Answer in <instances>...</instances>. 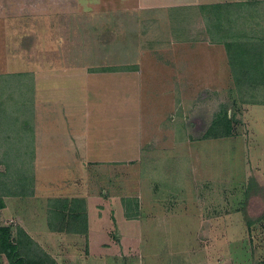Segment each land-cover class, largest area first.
Wrapping results in <instances>:
<instances>
[{"label": "rangeland", "instance_id": "1", "mask_svg": "<svg viewBox=\"0 0 264 264\" xmlns=\"http://www.w3.org/2000/svg\"><path fill=\"white\" fill-rule=\"evenodd\" d=\"M146 1L0 0V68L15 58L14 70L25 68L35 59L65 65L80 63L93 74L114 71L116 76L110 78L88 77L85 114L91 113L92 122L99 123L94 114L100 112L103 115L98 118H109L108 125L116 129V136L125 134L134 140L137 135L139 141L141 156L135 162L92 166L82 175L78 170L76 182L60 185L67 193L87 198L91 239L88 245L80 238L75 248L89 249L93 257L101 258L97 260L100 264H111L115 254L122 251L128 252L133 261L143 255L147 264H264V87L238 90L234 80L186 85L179 88L184 94L176 101L166 96L159 99L157 86L139 82L137 74H147L152 63L181 58L178 46L201 38L212 40L229 26L233 32L264 36V0L222 10L229 22L208 8L157 7ZM140 65L142 70L138 69ZM18 75L12 80L1 77L2 93L5 99L15 96L16 110H26L28 115V78ZM163 87L171 93V84ZM10 104L5 103V112H9ZM223 110L232 119L230 135L205 138L213 119ZM155 114L162 117L153 119ZM24 117L22 126L29 120ZM22 121L15 119L16 124ZM1 130L0 136L8 139L0 144V184L9 186L13 176L23 172L32 178V149L26 148L17 131L10 132L12 129L6 126ZM25 137L28 141L29 135ZM18 144L22 146L20 152L6 150ZM15 151L21 156L15 158ZM50 190L58 191L54 185ZM157 191L168 195L177 192V196L160 197ZM129 194L142 196L143 211L149 205L155 209L166 201L176 204L180 200V204L197 211L220 215L227 224V244L216 242L219 234L212 229L211 244L195 236L188 244L153 242L142 246L137 238L139 222L125 217L135 215L138 219L145 213L137 209L139 202L123 198ZM12 197L17 198L8 199L10 212L20 215L34 241L53 251L58 245L48 239L45 213L51 200L29 195ZM126 204L130 206L127 211ZM7 224L13 229L12 241L19 242V228L14 230L19 227L18 221L0 213V225ZM118 231H126L131 237L119 242L113 237ZM22 245L23 241L20 256L39 258L33 243L29 242L27 250V244ZM70 251L76 253V249ZM209 256L211 263L204 259Z\"/></svg>", "mask_w": 264, "mask_h": 264}, {"label": "crops", "instance_id": "2", "mask_svg": "<svg viewBox=\"0 0 264 264\" xmlns=\"http://www.w3.org/2000/svg\"><path fill=\"white\" fill-rule=\"evenodd\" d=\"M245 1L249 0H147L145 3L157 7L166 5L167 8H174ZM190 43L178 46L182 49L181 58L165 62L164 64L152 63L147 68L149 69L147 74L139 71L137 73L139 82H150V84L156 85L159 99H163L166 96L168 99L171 97L172 100L176 99L177 101L178 95L184 94L181 89L179 90L181 86L227 84L233 81L223 44L214 43L210 39L204 38ZM11 59L10 65L8 63V65H2L3 67L0 68V92L4 83L1 77L5 76L8 79L11 77L10 80H12L14 79L13 75L25 74L28 78L27 86L30 93H28L27 98L31 109H28V115L27 113L25 114L26 110H16L14 103L17 104V100H15V96H12L10 100L9 98L7 99V102L11 103L10 110L9 112H4L3 108H5L6 101L3 93H0V103L2 102L0 104V133H3L1 129L5 126L9 127L12 129L10 132L17 131L20 134V138H23L22 140L26 143L27 149H32V162L30 164L33 192L29 196H39L45 201L49 199L51 202L58 199H82L86 215L85 223L82 222L80 225L67 222L58 223L57 220L50 219L51 209L50 207L46 208L48 239L52 245H58L53 251H50L46 245L38 244L34 241L29 230L23 225L20 215L17 212L11 213L8 209V199L17 197L3 196L5 207L0 209V213H6L10 218L17 220L19 227H14V230L19 228V233L21 234L19 242L17 240L12 241V239L11 242L17 244L18 248H20V243L22 244L23 241V245L24 243L27 244L26 250L29 242L33 243L39 258L23 256L27 264H30V262L33 264H100L97 260L101 258L93 257V254L88 251L89 249L85 247L83 249L75 248L78 240H81L80 238L84 239L88 245L91 239L87 198L85 195L79 196L74 193H67L66 191L68 190H65L64 187L61 188L60 185L65 182H76L75 180H78L76 177L78 170L80 171L79 174L82 175L84 171H89L92 166L113 167L124 162L132 163L140 158L141 148L136 138L137 135L134 136V140H130V137L125 134H122V137H118L116 136V129L112 128V130L110 125H108L110 124L109 118L102 121L98 117L103 114L96 112L94 119L99 120V123H96V121L92 122L91 113V116L85 114L84 105L87 103V98L84 99V94H86L84 91L86 92L87 90L88 77L97 79L108 76L110 78L111 76H116V73L108 71L106 72L107 74H93L92 72H86L83 64L80 63L65 65L48 60L37 62L35 59L28 61L25 68L19 69L20 67L18 66V70H14L16 68L14 67L16 60L15 58ZM143 68L142 65L138 66L139 70ZM126 73L124 74L126 75ZM169 84L172 86L171 93L165 91L163 87V85ZM88 98L94 99L92 96ZM24 115L29 119L26 122V126H22L25 123L22 121L25 118ZM158 116L162 117L160 114H155L153 119H157ZM16 118H20V121H22L20 122L21 125L20 123H15ZM2 123L3 125H1ZM106 124L108 126H105ZM25 135H29L27 137L28 141L25 140ZM6 139L8 138L4 134L0 136V144L2 145V142ZM24 142H22V145H24ZM1 145L0 150L2 149ZM21 148L22 146L18 144V146L7 147L6 150L16 149L19 151L22 150ZM19 152H13L15 158L20 155ZM8 154L11 153L9 152ZM0 166L2 165L0 164ZM52 185L56 186L58 191H51L50 187ZM60 189L64 191H59ZM175 193L177 192L168 195L157 191V195L160 197H173L176 195ZM140 197L142 196H132L130 194L123 196L127 201L132 200L135 204L136 201L139 202L137 209L140 214L141 212L145 213L141 218L140 216L142 215H139L138 219L134 218L135 215L125 217L128 221L139 222L137 238L142 246L153 242L188 244L193 243L196 237L203 239V241L208 239L209 244H211L212 229H216L217 234H219L215 237L218 238L216 242L221 244L223 241L227 244V224L222 221L220 215L214 216L211 211L207 210L197 211L196 208L180 204L182 202L180 200H178V204L168 203L165 200L166 205L164 203L156 205L155 209L152 208V205H149V209L143 211L145 207L142 209ZM19 198H27V196H19ZM129 208L130 206L126 204V211ZM0 226H8V224ZM9 228L10 232H12L13 229ZM195 229L198 231L194 233ZM117 234L113 235V237L119 242L125 240V236L131 237L126 231H118ZM70 243H72L71 246ZM75 249L76 253L70 251H75ZM17 252L19 255V250ZM139 257V261L137 259L133 261L128 252L124 253L122 251L119 254H115L113 261L115 260L116 262L112 261V263L147 264L143 255ZM172 257L174 256L172 255ZM176 259H179V257H176ZM204 259L211 263V256ZM5 262L9 264L6 256L0 253V264H5Z\"/></svg>", "mask_w": 264, "mask_h": 264}, {"label": "trees", "instance_id": "3", "mask_svg": "<svg viewBox=\"0 0 264 264\" xmlns=\"http://www.w3.org/2000/svg\"><path fill=\"white\" fill-rule=\"evenodd\" d=\"M251 1L227 4H209L200 5L199 8L205 10L210 9L217 12L219 17H225L228 22V14L222 13L232 6L250 5ZM221 29L223 28L222 25ZM223 31V30H222ZM224 34H219L212 38L211 41L223 44L229 62V67L235 86L238 90L249 87L252 90L258 87H264V36L255 37L246 34L233 32L232 27H226ZM13 75L12 77H14ZM2 90V86H1ZM3 90L0 92L2 94ZM10 100V98H9ZM7 102V99H5ZM2 103V102H1ZM0 103V104H1ZM25 103V102H23ZM5 112V111H4ZM232 119L228 117L227 111L223 110L215 116L211 126L204 134L205 138H218L230 135ZM21 156V155H19ZM8 166V165H6ZM9 169V168H7ZM4 177L5 175L2 174ZM19 177H14L9 182L0 184V209L5 207L2 199L3 196H27L33 192V179L25 176L24 172ZM28 180V184H26ZM1 181V180H0ZM84 203L82 199H58L50 204V219L57 220L58 223H85L86 215L83 209ZM85 226V225H84ZM10 228L8 226H0V253L4 254L9 264H27L23 256L17 255L18 245L11 242Z\"/></svg>", "mask_w": 264, "mask_h": 264}]
</instances>
